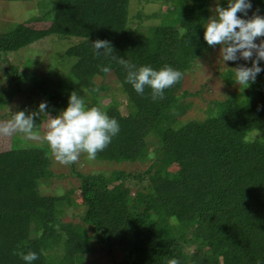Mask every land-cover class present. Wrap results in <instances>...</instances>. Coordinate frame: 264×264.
I'll return each mask as SVG.
<instances>
[{"label":"trees","instance_id":"1","mask_svg":"<svg viewBox=\"0 0 264 264\" xmlns=\"http://www.w3.org/2000/svg\"><path fill=\"white\" fill-rule=\"evenodd\" d=\"M129 2L56 0L46 28L15 23L0 34V110L21 95L34 104L29 110L22 105L26 114L38 111L42 102L46 111L58 114L67 107L71 92L86 90L85 105L99 107L120 125L119 134L95 159L82 154L63 175L50 167L48 147L29 146L22 134L12 135L9 149L0 152V264H25L14 251L36 252L32 264H75L77 257L82 260L96 249L109 256L111 264L121 263L115 252L119 250L129 255L122 257V264H168L172 258L180 264H264V87L258 79L242 99L236 94L214 102L203 121L171 127L170 112L180 102L177 92L184 78L154 102L150 88L141 96L125 82L121 65L110 57H96L91 42L108 40L115 55L137 67L159 70L169 65L184 76L189 62L211 48L203 38L211 0H174L175 17L150 28V37L134 36L128 29ZM251 2L249 16L257 9L264 16V0ZM47 36L76 40L62 57L69 61L74 80L66 91L60 89V78L54 86L41 76L43 60L28 71L26 61L25 72H20L5 57ZM98 65L111 67L109 74L127 101V115L116 102L103 106L98 101L108 87L94 78L109 75ZM35 123L34 131L39 132V118ZM251 132L258 137L246 140ZM143 151L147 169L109 174L85 169L97 161L134 163ZM172 165L179 167L176 173L168 170ZM66 175L76 178L81 189L82 204L74 209L68 206L67 194L39 191L41 179ZM135 184L138 188L130 197ZM69 211L80 218L75 231V226L63 223ZM48 237L57 253L52 261L45 256Z\"/></svg>","mask_w":264,"mask_h":264},{"label":"rangeland","instance_id":"2","mask_svg":"<svg viewBox=\"0 0 264 264\" xmlns=\"http://www.w3.org/2000/svg\"><path fill=\"white\" fill-rule=\"evenodd\" d=\"M55 1L56 0H31L17 2L0 0V34L7 32V30L13 27L15 23H21L36 30L46 28L50 24V16ZM217 4L226 7L227 0H211L208 17L212 15V9H214ZM177 7L178 2L175 3L174 0H130L127 10L129 14V19L127 21L128 29L134 33V36L150 37V28L158 26L164 19L170 21L171 18H174ZM260 39H264V37ZM256 42L259 43V39ZM75 43L76 40H61L56 36H47L29 47L18 51H9L5 54V57L10 63L16 65L20 72H25L24 64L26 61L30 63L27 67L28 71L31 65H38L40 63L39 60H43V66L41 67L43 72L41 73V76L54 86L57 85V79L60 78L62 82L64 81L63 84L60 85V89L63 88V91H66L64 89L70 88L74 80L69 73V61L62 60V57L64 52ZM237 63L246 64L249 67L251 66L250 61L246 62L242 59L237 62H223L219 55V46L215 48L211 47L209 51L203 53L194 61L189 62L183 76L184 83L182 89L177 92L181 94L180 96H177L180 102L176 110L170 112L172 118L168 124L174 128L176 125L184 124L187 121H203L206 118L207 113L213 111L214 102H219L229 95L232 96L236 94H240L239 99H242L240 96L245 92H248L250 87L244 88V86H239L234 83V71L231 68L236 67ZM260 66L264 69V61L260 62ZM49 68H51V70ZM94 80L97 84L103 83L104 86L108 87L107 91H101L98 94V101L103 106L110 102H116L119 105V110L124 115H127L129 113L127 101L125 97L121 95V91L119 90L120 85L115 76L113 74H109L105 78L96 76ZM257 80L260 88L264 87V74L261 77H257L256 81ZM183 92L186 93H184L185 96H183ZM78 95H80L84 101L86 100L85 98L89 97L86 90L83 92L78 90ZM249 95L252 97V94L249 93ZM247 98H249V96ZM33 105L34 104L30 105L24 100L23 96L16 95L6 106L3 107V109L0 110V122L11 120L14 111H21V107L24 110H29ZM46 112L53 117L59 114V112L58 114H52L48 111ZM37 118H39L41 124L39 133L42 135L46 130L48 117L46 113H40ZM156 126L159 127V123H156ZM12 135L0 136V152L9 149ZM256 137H258V133L251 132L245 137V139L250 141ZM22 138L25 139L24 142L29 146L39 145L46 148L48 147L45 142L28 140L24 136H22ZM49 156L52 162L50 167H52L55 173L63 175L70 172L71 169L68 166L61 165L54 160L50 151ZM144 158L146 159V153L143 151L134 163L122 162L115 164L97 161L96 163H91V168L89 167L85 169L90 171V173L93 172L92 170H95L107 174L118 169L128 172L135 171L136 169L142 170L148 168V165L144 163ZM178 168V166L176 167L172 165L168 170L171 173H176ZM70 179L71 178L68 175L64 177L57 176L43 178L40 180L39 191L42 192L43 195L67 194L64 197H66V200L70 201L68 206L74 209V206H76L75 204H82V199L80 197L81 189H78L77 187L78 181L76 178ZM134 186L135 188L131 191L130 197L134 196L136 189L138 188L136 184ZM144 186L145 185H143V187ZM63 221L64 224L70 223L73 227L75 226L72 228V230L75 231V229H77L76 225H78L77 222H80V218H78V216L74 217L73 213L69 211V216L64 217ZM70 221L76 223H71ZM33 227L35 228L34 225ZM87 230L90 231L88 228ZM47 240H49V237ZM47 247L49 253L45 256L46 258L48 256V261H52V257L55 255L57 256V253L55 252V248H53L51 241ZM189 251H191V248H189ZM115 252L119 253L116 254V257L118 258V261L121 262L120 264H122V257H124V255L129 256L128 253L123 250ZM82 262L83 264L112 263L109 256L102 253L100 249H96V251L91 254L83 256L82 260H79L77 257L75 264H82Z\"/></svg>","mask_w":264,"mask_h":264},{"label":"clouds","instance_id":"3","mask_svg":"<svg viewBox=\"0 0 264 264\" xmlns=\"http://www.w3.org/2000/svg\"><path fill=\"white\" fill-rule=\"evenodd\" d=\"M251 0H227V6L217 4L203 25L204 40L207 45L215 48L219 46V55L223 62L250 61L251 66L237 63L234 71V83L244 88L255 83L257 75L264 71L260 62L264 61V16L259 9L252 10ZM241 14V15H238ZM243 17V18H242ZM259 39V43L256 41ZM96 57H110L112 61L121 65L126 71L125 82L132 85L135 92L141 96L145 88L151 89V99L155 102L165 98L164 91L183 78V73L169 65L159 70L151 66H139L125 58L114 54L111 42L96 39L91 42ZM101 72L109 74L110 66L98 65ZM97 92L98 88H93ZM47 104L40 103L39 110L27 113L14 111L11 120L0 122V136H10L14 133L22 134L26 139L45 142L51 156L61 165L76 163L82 154L89 160L96 158L97 153L103 151L113 137L119 134L120 125L115 118H110L106 112L97 106L87 107L84 99L76 91L71 92L68 105L55 117L46 112ZM40 113L47 114L46 130L41 135L34 131L35 118ZM25 264H32L38 259L37 253L28 251H14ZM168 264H180L172 258Z\"/></svg>","mask_w":264,"mask_h":264}]
</instances>
